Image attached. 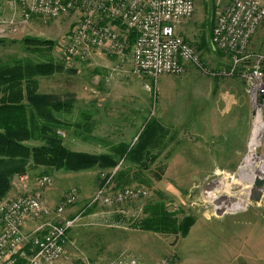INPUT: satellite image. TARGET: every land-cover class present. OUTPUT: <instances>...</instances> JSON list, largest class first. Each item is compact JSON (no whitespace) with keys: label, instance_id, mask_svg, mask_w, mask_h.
<instances>
[{"label":"rangeland","instance_id":"rangeland-1","mask_svg":"<svg viewBox=\"0 0 264 264\" xmlns=\"http://www.w3.org/2000/svg\"><path fill=\"white\" fill-rule=\"evenodd\" d=\"M228 1L196 0L194 14L180 24L181 34L212 71L227 67L226 58L223 60L222 52L212 43V32ZM4 3L0 0V66L7 65L8 72L0 97L2 90L14 93L15 100L29 111L34 105L52 110L53 104H67L51 112L55 127L48 136L58 138L67 150L111 155L118 163L114 168L94 165L79 171L47 167L42 171L30 163L23 175L25 184L12 190L13 179L18 177L21 182L23 177L14 175L3 199L35 194L55 207L75 187L83 202L112 174L114 188L141 186L150 193L147 198L114 206L88 207L68 233L58 264H126L131 257L160 264L166 256L171 264H264V190L260 201L251 199V178L242 176L247 155H256L255 166L262 161L264 111L257 114L259 107L252 103L247 148L241 160L215 162L231 171L221 169L213 175L209 173L213 164L206 159L207 154L192 143L189 67L182 75L150 79L133 72L130 55L95 51L84 62L66 63L62 50L78 23L77 13L58 19L34 16L27 22H22L18 14V22L9 28L13 14ZM15 26L17 30L13 31ZM25 38L54 44L27 45ZM39 64L46 69L38 71ZM230 77L244 81L247 92V83L239 73ZM43 118L50 123L48 116ZM149 126H154V133L149 145L141 150L139 137ZM253 138L257 145L249 151ZM46 142L45 138L32 137L22 143L32 147ZM123 150L128 153L125 157ZM248 170H252L250 166ZM43 175L52 176L54 182L39 192L37 182ZM161 204L179 222L188 216L197 220L193 231L181 237L134 229L136 221L147 216L148 207ZM75 213L73 209L70 214ZM238 213L253 217L237 224L240 235L234 240L222 237L228 230L214 219H202Z\"/></svg>","mask_w":264,"mask_h":264},{"label":"built area","instance_id":"built-area-1","mask_svg":"<svg viewBox=\"0 0 264 264\" xmlns=\"http://www.w3.org/2000/svg\"><path fill=\"white\" fill-rule=\"evenodd\" d=\"M3 1L13 14L9 28L18 22V14L22 22H27L34 16L58 19L77 13L78 23L62 50L66 63L84 62L98 51L119 57L130 55L133 72L151 79L182 75L188 65L207 74L239 73L247 83L253 105L259 107L257 114L264 111V54L250 50L252 38L264 28V0H229L218 15L212 43L224 54L227 67L214 71L204 65L199 52L179 32L180 24L194 14L196 0ZM113 175L83 202L75 187L55 207L35 194L0 200V264H56L65 253L68 233L88 207L114 206L149 196L141 186L114 188ZM53 182L52 176L43 175L38 186L48 188ZM75 206L79 208L75 215L66 216ZM27 221L36 225L26 231ZM126 264L147 263L131 257ZM160 264H171L170 257L162 258Z\"/></svg>","mask_w":264,"mask_h":264},{"label":"trees","instance_id":"trees-1","mask_svg":"<svg viewBox=\"0 0 264 264\" xmlns=\"http://www.w3.org/2000/svg\"><path fill=\"white\" fill-rule=\"evenodd\" d=\"M24 43L51 46L54 44L52 41L36 38H25ZM37 69L41 72L46 69V66L39 64ZM7 72L8 66L1 65L0 87L7 85ZM14 95V93L7 94L2 90L0 97V200L7 195L12 177L14 175L23 176L30 163L47 168H63L67 171H79L94 165L112 168L117 166L118 160L111 155L96 156L73 152L67 150L58 138L48 136L55 127L51 112L53 109L59 111L67 104H53L52 110L46 106L34 105L29 111L20 101L15 100L17 96ZM45 116L50 118V123L44 122L43 117ZM152 129L154 126H149L143 135H140L138 147H141V150L149 145L154 133ZM32 137L45 138L47 142L32 147L22 143ZM121 154L125 157L128 153L123 150ZM146 211L147 216L136 221L134 228L185 237L195 223V220L189 216L179 222L162 204L150 206Z\"/></svg>","mask_w":264,"mask_h":264},{"label":"crops","instance_id":"crops-1","mask_svg":"<svg viewBox=\"0 0 264 264\" xmlns=\"http://www.w3.org/2000/svg\"><path fill=\"white\" fill-rule=\"evenodd\" d=\"M179 32L181 33L180 27ZM250 50L253 53L264 54V28L257 32L252 38ZM222 56L224 60L225 56L223 53ZM187 67H189L191 71H188L187 75L191 80V102L193 110L191 115L192 143L195 144L196 147L198 146L201 152L207 154L206 159L212 162L213 167L209 173L217 175V171L221 169L231 171V168L226 169L224 166L220 167L216 165L215 162L240 161L247 148V139L253 110L252 102L246 92L245 83L241 79L223 76L220 73L207 74L199 69L196 71V69H193L191 66ZM259 133L261 138L262 132L259 131ZM261 151L264 156V133ZM263 156L262 160L264 161ZM45 168L44 166L38 167V169L42 171L45 170ZM25 177L26 176L20 178L21 182L18 177L15 180L13 179L12 190L17 189V185H24L25 183H23V181ZM37 188L39 192L42 190L39 186ZM73 209L77 212L78 206L69 209L65 215L73 216L74 214H70ZM228 214L214 216L209 219L203 216L202 219L204 222L214 219L219 226L228 230L222 237L225 238L227 236V240H234V237L240 235V227H238L237 224L239 222H247L249 219L251 220L253 216L245 213ZM196 223L197 220L191 227L189 233L193 231ZM35 225V222L27 221L24 225V229L26 231L30 230ZM134 229L141 233L150 232L137 228ZM230 245H232V243ZM59 262L60 261L56 264Z\"/></svg>","mask_w":264,"mask_h":264},{"label":"bare ground","instance_id":"bare-ground-1","mask_svg":"<svg viewBox=\"0 0 264 264\" xmlns=\"http://www.w3.org/2000/svg\"><path fill=\"white\" fill-rule=\"evenodd\" d=\"M253 133H254V130L252 131V135H253ZM252 135H251V139H252ZM256 138H257V136H256ZM251 139H250V141H251ZM256 145H257V140L255 138H253V141L251 142V144H249V151H253V149L256 148ZM256 159H257L256 155H252V154L247 155L246 159H245L244 166H243L244 171H243L242 176L244 178H249V179L251 178L250 179L251 183H253L258 177H261L264 179V161L262 160L260 163H257V165L255 166L254 163L256 162ZM249 166L252 169L250 171L248 170ZM257 170H258V172H257Z\"/></svg>","mask_w":264,"mask_h":264},{"label":"water","instance_id":"water-1","mask_svg":"<svg viewBox=\"0 0 264 264\" xmlns=\"http://www.w3.org/2000/svg\"><path fill=\"white\" fill-rule=\"evenodd\" d=\"M252 189L250 190L251 192V199L260 201L261 200V195L262 191L264 190V179L261 177H258L254 183L252 184Z\"/></svg>","mask_w":264,"mask_h":264}]
</instances>
